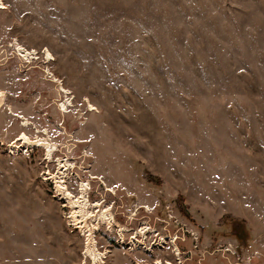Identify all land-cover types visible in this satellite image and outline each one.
<instances>
[{
  "label": "rangeland",
  "instance_id": "1",
  "mask_svg": "<svg viewBox=\"0 0 264 264\" xmlns=\"http://www.w3.org/2000/svg\"><path fill=\"white\" fill-rule=\"evenodd\" d=\"M2 2L0 264H264V0ZM22 133L52 162L11 150ZM59 157L131 230L101 224L100 262L48 175Z\"/></svg>",
  "mask_w": 264,
  "mask_h": 264
},
{
  "label": "bare ground",
  "instance_id": "2",
  "mask_svg": "<svg viewBox=\"0 0 264 264\" xmlns=\"http://www.w3.org/2000/svg\"><path fill=\"white\" fill-rule=\"evenodd\" d=\"M3 7L4 4L2 0H0V9ZM14 45L19 51H22L24 53L28 52V50L21 46L18 42H14ZM48 57L51 58V55L49 53ZM53 81L57 82L59 80L54 77ZM60 89L61 91L66 90L62 85H60ZM5 104L6 94L4 91L0 90V110L4 107ZM61 107L63 108V110H65V103H62ZM23 125L25 127H28L30 125L29 121L25 119ZM38 133H43V135L46 136L48 135L47 131H38ZM32 147L43 148L45 150L46 159L51 162L52 159H54L55 153L59 151L58 145L54 143L51 138H42L40 136H37L36 139H32L26 133H22L16 141L10 144V149L13 151H26ZM55 162L58 166L57 172L48 173V175L50 176V180H53L56 184V189L59 193L60 199L65 200V202H67L71 206L72 210L69 213V217L71 218L73 224L75 226H80V229H82L84 235L86 236L85 256L91 258L94 262H100L105 258V255L107 253V251L102 252L98 249L97 242L95 239V231L99 229L101 224L107 225L110 228L116 227L118 229V234L120 236L122 244L126 242L125 233L131 230L117 221L114 214L110 212V210L106 206L103 205L102 200H90V180H80V196L74 195L67 186V181L69 179V171L72 169V165L69 163L68 158L59 157L55 160ZM95 210H98L97 214L94 213ZM146 229L142 227L138 229V231H136V233L132 236L130 240L131 246L146 248ZM163 241L164 239L162 238L159 245L163 244ZM173 244L176 248V251L179 252V248L176 246L175 243Z\"/></svg>",
  "mask_w": 264,
  "mask_h": 264
},
{
  "label": "built area",
  "instance_id": "3",
  "mask_svg": "<svg viewBox=\"0 0 264 264\" xmlns=\"http://www.w3.org/2000/svg\"><path fill=\"white\" fill-rule=\"evenodd\" d=\"M15 54L19 57L20 60H23L25 61H28V60H31L33 62L34 61H37L36 60V56L37 54L35 53V51H28L27 53H24L22 51H19L17 48L15 49ZM47 60V59H46Z\"/></svg>",
  "mask_w": 264,
  "mask_h": 264
}]
</instances>
